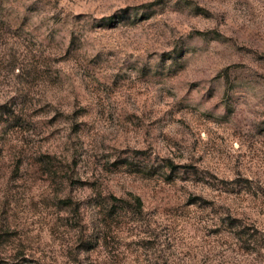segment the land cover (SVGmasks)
Returning <instances> with one entry per match:
<instances>
[{"label": "rangeland", "instance_id": "1", "mask_svg": "<svg viewBox=\"0 0 264 264\" xmlns=\"http://www.w3.org/2000/svg\"><path fill=\"white\" fill-rule=\"evenodd\" d=\"M0 264H264V0H0Z\"/></svg>", "mask_w": 264, "mask_h": 264}]
</instances>
